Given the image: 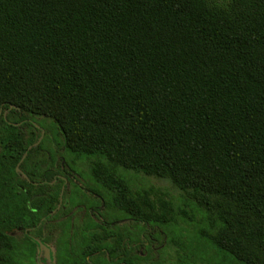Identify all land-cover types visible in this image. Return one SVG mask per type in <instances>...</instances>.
<instances>
[{"label":"trees","instance_id":"1","mask_svg":"<svg viewBox=\"0 0 264 264\" xmlns=\"http://www.w3.org/2000/svg\"><path fill=\"white\" fill-rule=\"evenodd\" d=\"M37 117L55 152L97 158L145 236L173 207L120 169L190 194L207 220L196 236L229 264H264V0H0V264H20L15 231L36 257L37 240L50 247L60 164ZM89 234L80 261L109 248Z\"/></svg>","mask_w":264,"mask_h":264},{"label":"rangeland","instance_id":"2","mask_svg":"<svg viewBox=\"0 0 264 264\" xmlns=\"http://www.w3.org/2000/svg\"><path fill=\"white\" fill-rule=\"evenodd\" d=\"M212 1L221 4L227 0ZM37 122L42 129H45L43 134L46 132L49 134V138H52L51 140L46 139L45 143V147L48 149L51 147L50 154L61 155L63 160L74 169V177H72L64 195L66 207L63 210L57 209L53 218L46 222L44 229L45 235L50 239L56 264H71L73 255L79 253V249L89 241L90 229L102 226L93 220L89 213L90 205L102 208L104 213L109 214V216L107 214L109 220L123 219V224L119 222L111 224V230L122 227L131 234L137 232L142 223L131 220L124 211L120 210L113 202L114 191L95 178L93 167L97 158L77 157L65 149L58 153L55 152L52 147H58L57 144L60 143V136L56 129L49 119L37 117ZM119 171L125 176L131 189L148 191L151 197H154V194H159L171 202L174 211V221L168 226L162 227L161 230L157 229L158 231L153 234L154 237L151 241L154 248H151L150 244L146 245L148 248L146 246L131 247V251L137 249L142 252L141 264H157L156 262L162 264H181L182 262L188 264H229L226 260L227 257L214 253L213 249H207L196 236L197 232L207 229V220L203 217V208L198 206L190 194L180 190L167 178L154 177L135 170L120 169ZM90 191L98 193L104 205H101V199L93 197L89 193ZM97 231H100V228ZM24 234L22 230L15 231L11 235L16 243L20 264H39L35 252L30 251L29 240L25 239ZM171 234H175V240ZM234 264L237 263L234 262Z\"/></svg>","mask_w":264,"mask_h":264},{"label":"flooded vegetation","instance_id":"3","mask_svg":"<svg viewBox=\"0 0 264 264\" xmlns=\"http://www.w3.org/2000/svg\"><path fill=\"white\" fill-rule=\"evenodd\" d=\"M39 126V125H38ZM64 148H61L60 151H63ZM59 151V152H60ZM56 163L60 164V168L58 171L54 173V180L50 181V184L57 183L59 186L58 191V201L57 204L54 206L53 211L51 213H54L57 209L62 210L66 207L64 203V195L67 191L68 185L70 181L72 180L74 169L70 167L64 160L61 155L58 156V154L55 155ZM67 166L66 169L64 167V164ZM38 174H41V171L38 172ZM26 176V175H24ZM32 183H37L36 181H31ZM91 195L97 199H101L98 193L90 191ZM115 204V203H114ZM101 205H104V202L101 199ZM116 205V204H115ZM120 209V208H119ZM121 210V209H120ZM89 213L93 217V220L99 223L100 231H97L99 228L94 229L91 228L90 231L97 232L99 238L106 241L108 249H105L104 252H100L97 255H95L92 258L87 257L86 260L80 261L82 252L79 249V253H75L73 255V259H71V264H141V251L135 250L131 251V247L133 246H140L145 247L146 245L150 244L151 248H154V245L152 244V238L154 237V232L156 229H148V232L153 234H146L148 236H145L143 234V231H147L146 228L143 229V223L141 221H137L131 217H129L131 220H135L136 222L142 223L140 227L137 229L138 231L131 234L129 231L127 232V229L122 227H119L115 230H111L110 225L114 224L115 222H119L120 224H123V219L118 220H109V214L107 216L106 213L103 212L102 208L97 207L96 205H90L89 206ZM112 226V225H111ZM137 233V235H136ZM30 237L35 238L33 234H29ZM94 236L89 234V241H87L83 246L86 247L88 242L93 243ZM145 238V239H144ZM144 243L142 244V242ZM50 243V242H49ZM40 247V246H39ZM48 247V246H47ZM147 247V246H146ZM49 248V257H46L45 251H41V255L44 254L47 259H50V255L53 256L52 248L51 246ZM148 248V247H147ZM39 254V256H41ZM140 255V256H139ZM39 256L38 259H39ZM54 257V256H53ZM41 258V257H40ZM55 260V259H54ZM139 262H136V261ZM41 264L44 263L43 259L39 261ZM56 262V261H55Z\"/></svg>","mask_w":264,"mask_h":264},{"label":"water","instance_id":"4","mask_svg":"<svg viewBox=\"0 0 264 264\" xmlns=\"http://www.w3.org/2000/svg\"><path fill=\"white\" fill-rule=\"evenodd\" d=\"M42 133H43V130H42ZM16 169L19 170L18 167ZM37 241L39 243L40 249L45 251L46 257H49V248L47 246H45L44 244H42L39 240H37Z\"/></svg>","mask_w":264,"mask_h":264}]
</instances>
